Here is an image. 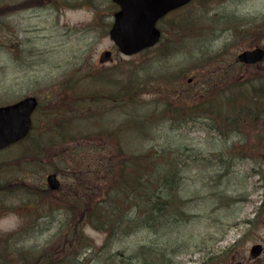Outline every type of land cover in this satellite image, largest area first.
I'll list each match as a JSON object with an SVG mask.
<instances>
[{"label": "rangeland", "instance_id": "1", "mask_svg": "<svg viewBox=\"0 0 264 264\" xmlns=\"http://www.w3.org/2000/svg\"><path fill=\"white\" fill-rule=\"evenodd\" d=\"M21 1L23 0H0V10H3L0 15V106L17 102L27 96H36L39 107L33 115L30 139L24 144L0 152V160L13 161L12 173H9L11 176L7 179L4 176L0 191V235L11 234L19 237L17 241L11 242V253L21 252L23 258L34 257L38 253H44L47 257L54 256L53 248L61 245L63 241L68 242L64 239L73 235V228H58L69 219L66 214H62L61 221L56 222L52 220L55 215L50 214L47 218L40 219L36 227L21 230L23 215L24 218L33 219L34 214L38 217L27 208L32 201L42 203L43 200H48L54 205V196L48 191H43V197L34 196L41 194L43 187H47V173L55 172L60 177L62 175L69 195L91 197L95 195L96 189L99 191L103 187V191H106L114 186L115 162L111 158L115 153L111 145L115 139L119 140L116 146L121 147L125 155L153 158V148L158 151L167 149L169 144L175 146L181 141L179 137L186 135L189 144L186 143L189 147L187 156L191 157L187 159L189 163L185 160L186 164H182L186 166V170L181 195L189 200L187 210L192 220L185 227L184 237L175 236L182 237L177 239L182 252L168 259L172 249L166 248L162 237L147 231L115 239L109 243L110 246L102 249L107 234L84 228V236L94 240L98 247L92 249L90 256L84 257L81 264H148V260L153 264H264V254L258 259L251 254L252 245H264V214L258 219L254 214L257 202L264 197V147L260 148L261 153L254 160L242 157L228 165V178L220 181L222 186L217 190L234 194V189L238 188L241 195L236 198L237 207L213 212L215 204H206L202 196L207 192H214L217 186L210 187L207 184L209 180L206 179L205 166L202 163L195 166L192 158L195 153H203L205 158L213 154L218 161L221 150L219 148L223 144H219L218 138H211L206 132L191 131L188 134L189 127L175 132L176 124L172 120H159L156 108L163 106L162 99H165V95L160 90L165 89L154 91L157 94H147V104H140L141 110L133 115L130 112L131 106L126 105V99H119L120 95L117 97L119 102L104 100L103 103H97L94 100L96 87L90 88L89 85L98 83L94 78L88 77L90 81H82V85L92 91L87 110L79 109V118L71 115L74 117L72 124L62 130V105L68 100L77 99L73 87L80 88V78L86 74L95 75L105 68L122 65L127 60L139 62L142 57L151 56L153 52L132 57H126L119 52L109 37L114 14L119 9L111 0H33L34 4L30 6L36 8L31 10L13 5ZM221 1L193 0L158 23L163 31L162 40L158 44L160 48L165 47L167 42L178 45L181 41L180 52L166 59L165 63L174 71L179 67L189 70H186L181 84L195 94L196 101L200 100L198 92H203L207 82L217 77L223 78L212 85L213 88L220 86L218 89L226 88L225 77L233 75L238 78L240 71L246 77L252 76V85L264 77V62L250 67L241 66L237 62V55L241 51L253 49L247 43L248 33L255 24H261L264 20V0ZM180 23L184 26H180ZM186 26L191 28L187 29ZM246 27V37L238 36L239 28ZM262 42L261 45H264V40ZM106 51H111L112 57L102 59L101 56ZM221 51L223 54H220ZM203 63L206 64L204 67ZM102 84L113 86L117 83L112 76L107 75ZM179 96L182 97L179 94L176 99ZM137 101L141 102L139 98ZM147 115L150 117L149 121L143 119ZM41 128L45 130L41 131ZM103 131L107 141L99 137ZM80 134L90 135L94 139L82 147L60 145V140L63 139H60L61 136ZM253 134V130L241 131L242 141L253 142L250 137ZM37 136L44 141L40 157L29 150V142ZM97 147L103 149L99 150ZM241 151L244 149H240L239 153ZM237 152L238 150L232 154L236 157ZM32 154H35L34 157ZM77 159L82 163L89 162L96 175H102L101 162L110 165L111 169L105 175V181H98L99 187H94L93 190L90 187L92 182L81 187L79 179L73 177L80 178L83 174H63V170L79 161ZM171 160L172 157L170 163ZM123 165L136 167L132 163ZM81 167L85 169L86 166ZM139 168L140 176L146 179L153 177V162H147ZM11 181L12 187L6 190L7 182ZM72 185L74 189L71 190ZM120 187H125V180ZM120 187L113 190L117 196L122 192ZM130 188L132 190L131 186ZM108 198L110 196L106 200ZM211 198L209 199L212 200ZM64 199L62 201L66 202ZM248 220H254L255 224L248 225ZM47 225H52V229L45 231ZM211 237L216 239L213 245ZM66 250L73 255L71 248ZM54 260L57 261V257Z\"/></svg>", "mask_w": 264, "mask_h": 264}, {"label": "trees", "instance_id": "2", "mask_svg": "<svg viewBox=\"0 0 264 264\" xmlns=\"http://www.w3.org/2000/svg\"><path fill=\"white\" fill-rule=\"evenodd\" d=\"M179 25L182 26L183 24L180 23ZM244 26L243 24V27ZM186 28L188 29L191 27L186 26ZM239 29L238 36L246 37L245 30L248 28ZM249 31V39H246H248L247 43H249L250 47L264 46L261 45L264 40V20L261 24H255ZM170 44L171 43L167 42L166 46L163 48L157 45L153 49L143 52L144 55L149 52L153 53L151 56L146 55L142 57L139 62L127 60L122 65L98 71V73L93 76L98 83V85H95L94 100L101 103L115 100L119 102L117 97L120 95L119 99H126V105L131 106L130 109H134L140 107V104H147L148 101L145 98L147 94H157L154 91L165 89L160 90V92H163L165 95V99H162L163 106L162 108H156V116L159 120H172L176 124L174 128L175 132L189 126L207 132H218L220 134H222L223 131H228V135H236L238 131H258L250 136L253 138V144L247 143L244 146L246 149V151H244L245 157H252L253 155L254 157H252V159L254 160L256 156L261 153V151H259L260 148L264 147V77L260 78V82L252 85V76L246 77L244 73L240 71L238 78L233 75L225 77L224 86L226 88L221 89H218L220 86H215L214 88L212 86L215 81L220 82L223 80L222 77H217V79L207 82L205 88H203V92H198L200 94L198 97L200 100L196 101L195 94H192L191 91L184 88L181 84L187 73L186 70L188 69L183 70V68L179 67L174 71L172 67L165 63L166 59L178 54L182 48L181 41L178 45ZM156 50L159 51L155 52ZM143 53L141 55H143ZM220 54H223V52L221 51ZM205 65L206 64L203 63L202 66L204 67ZM107 75L112 76L113 81L117 84H113V86L102 84ZM80 79L81 80L78 82L80 88L73 87L74 90H76L77 99H75V101L68 100L62 105L64 110V112H62V119L60 120V127H62V130L72 124L71 120L74 119V117H81V115L78 114V110H87V103L91 99L92 91L88 90L86 85H82V81L87 80L88 75L86 74V76ZM77 92L79 93L77 94ZM179 94H181L182 97L179 96L178 99H176ZM189 96L193 97L190 98ZM138 98L141 102L137 101ZM71 115H74V117ZM143 119L149 121L150 117L147 115ZM44 130L45 129L41 128V131ZM191 130L193 129H188L187 132ZM104 136L106 137V134L104 135L103 131L99 137L105 139ZM238 136L240 140L237 144L232 148H226L227 152L232 150L231 158L235 157L232 152H235L238 148H242L241 146L243 145L240 135ZM39 138L40 137L37 136L33 140L31 139L30 143L32 144L31 152H34L40 157L43 148L42 143L44 142ZM62 138H60L62 139L60 140L61 146L72 147L78 142H83V140L89 142L91 136L80 134L79 136H62ZM179 138L181 141L175 146L169 144L167 149L162 148L158 151L153 148V158H151V156L142 155L127 156L124 154L121 147L116 146L119 140L115 139L114 143L111 145L115 153L114 157L111 159L115 162V167L118 172L117 173L116 168L113 167V169H115V175L113 176L114 186L106 191H103V187L101 190L99 189V191L96 189L95 195L93 194L91 197H87L85 201L77 200L74 203L73 209L75 213L72 215V222L68 228H75V233H80L77 237L80 246L86 242L81 230L82 227L87 225L99 231L107 232L110 236L115 234L119 235L120 238L128 237L140 231H147L154 236L159 235L162 237L165 240L163 243L167 246L166 248L172 249L168 259L174 258L182 252L180 246L178 247L179 243H177V239L182 237L175 236L184 237L186 231L185 227L191 222L192 216L187 210V202H189V200L185 195H181V185L184 171L186 170L181 164L183 162V157H185L186 149H188V143L186 135ZM154 146H156V144ZM97 148L102 150V148ZM35 154H32V156L34 157ZM171 157L172 160L170 163ZM231 158H228V160ZM81 159L85 160L83 158ZM146 161L153 162V177H148L147 179L139 174V167L147 164ZM84 163L86 164V162ZM123 163L136 164V167H125ZM90 167L91 166H88L89 169ZM100 168V173H102V175H96L95 171L92 173V170L87 169L81 179L83 184L86 185L87 182H92L91 184H94V190V187L97 188L98 186V181H105V175L111 169V166L101 162ZM142 170H144V168H142ZM205 171L208 173L215 170L206 168ZM135 175L137 176L134 178ZM223 176L225 177V175ZM123 180H125V187L121 188L120 186ZM214 182V175H212L207 184L211 187ZM116 187H120L122 190L119 196L113 193ZM238 190V188H235L234 192L236 193L234 194L221 191L207 192L202 196V199L205 200L206 204L210 205L214 203L216 205V210L220 208L225 211L229 207H237L235 204L237 203L236 198L238 196ZM43 191L42 189V192ZM107 196H110V199L108 198V200H106ZM210 197H212V200L209 199ZM36 207L37 206H34V209ZM214 210L215 207H213L212 211ZM262 214H264V201L258 212L257 219ZM253 224L255 223L252 222V225ZM225 233L226 231L223 232L222 236ZM7 239L6 236H0V242ZM70 239L68 242H63L61 245L53 248L54 256L47 257L44 253H38L34 257H26L23 260L20 259L22 255L16 253L10 254L7 249L8 246L0 244V263L70 264L74 262L75 264H81L82 262L79 260L82 247L78 246L72 237ZM211 240L214 241L212 242L213 245L216 239L211 237ZM182 242L183 241H181V243ZM87 246L91 249L92 242L88 241L83 247ZM67 248H71L74 252L71 260L68 258L69 251L66 250ZM225 252L227 253V251ZM56 257L58 259L57 261L54 260ZM147 262L148 264H153L150 260Z\"/></svg>", "mask_w": 264, "mask_h": 264}, {"label": "water", "instance_id": "3", "mask_svg": "<svg viewBox=\"0 0 264 264\" xmlns=\"http://www.w3.org/2000/svg\"><path fill=\"white\" fill-rule=\"evenodd\" d=\"M114 1L120 5V10L115 14L110 37L123 54L131 56L157 44L161 37V31L156 27L157 21L192 0ZM238 59L246 64L258 63L264 59V49L245 50ZM36 106L37 99L29 97L0 108V149L28 135ZM48 182L53 189L59 187L55 175H50ZM261 248L260 245L254 246L253 252L259 254Z\"/></svg>", "mask_w": 264, "mask_h": 264}, {"label": "flooded vegetation", "instance_id": "4", "mask_svg": "<svg viewBox=\"0 0 264 264\" xmlns=\"http://www.w3.org/2000/svg\"><path fill=\"white\" fill-rule=\"evenodd\" d=\"M38 2H39V1H38ZM30 4H34V3H33V2H29V1H28V2H19V3L16 4L17 6H15V7H18V8H20V7H27V10H31V9H35V8H36V6H35V7H33V6L30 7ZM37 9H38V8H37ZM7 167H8V163H6L5 166L0 167V169H1L0 172H3V170H4V169H7ZM4 172H5L6 174L8 173L7 170H5ZM258 258H259V257H258ZM258 258H257V259H258Z\"/></svg>", "mask_w": 264, "mask_h": 264}]
</instances>
